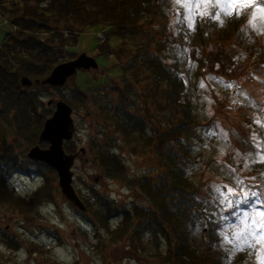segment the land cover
<instances>
[{
    "label": "rangeland",
    "instance_id": "374dc122",
    "mask_svg": "<svg viewBox=\"0 0 264 264\" xmlns=\"http://www.w3.org/2000/svg\"><path fill=\"white\" fill-rule=\"evenodd\" d=\"M185 2L144 0L133 24L115 32L87 27L81 33L77 28L72 37L81 35L71 50L74 55L64 54L63 63L86 54L99 68L77 71L64 88L28 89L44 118L52 115L57 101L73 111L75 130L65 145L75 153L84 150L74 160L71 183L85 210L60 193L53 171L46 174L47 181L37 173L9 175L6 186L27 208L0 202V264H174L172 229L150 195L169 180L156 153L158 138L179 125L184 132L173 144L194 199L192 205H182L185 218L191 214L189 250L210 264H264L260 244L237 250L221 235L233 239L237 228L231 225L238 214L252 212L253 205L264 211V17L258 12L264 0L233 6L231 15L219 7L209 9V16L197 10L193 28L188 27ZM218 11L223 24L212 18ZM10 21V15L0 13V45L8 39ZM63 32L64 43L74 44ZM39 37L58 48L52 33ZM169 71L181 86H173ZM19 124L12 115L0 118V135L13 153L25 155L41 131L34 139L18 130ZM121 125L134 133L122 137ZM238 180L243 184L238 186ZM224 186L249 192V203L224 211L216 191L226 192ZM167 200L170 207L176 199L169 195ZM99 201L111 206L109 215ZM172 210L180 214L176 207Z\"/></svg>",
    "mask_w": 264,
    "mask_h": 264
},
{
    "label": "trees",
    "instance_id": "16d2710c",
    "mask_svg": "<svg viewBox=\"0 0 264 264\" xmlns=\"http://www.w3.org/2000/svg\"><path fill=\"white\" fill-rule=\"evenodd\" d=\"M35 1L38 4L46 2L47 6L31 5L22 0H0V13L11 16V25H9L12 28L5 36L8 39L0 45V118L12 115L15 120H20L18 130L25 129L26 133L34 139L41 131L46 117L44 118L36 109L38 98L35 93L19 87L21 77H27L31 81L43 80L55 66L63 63L64 54L74 55L71 50L78 44L77 40L81 35L72 37L77 28H81V33L87 27L99 30L109 29L115 32L131 26L135 20L134 14L141 11L144 0ZM63 31L69 33V39H73L74 44L64 43L66 38ZM43 32L52 33L58 39L57 49L51 48L52 43L39 37ZM106 44L108 47V42ZM158 71L160 75L165 76L166 71H162V68ZM168 74L173 86H177V82L181 86L174 71L173 73L169 71ZM77 90L78 95L81 96L82 91ZM117 130L124 138H129L135 131L125 125L117 126ZM182 131L183 128L179 125L174 127V130L164 132L163 136L158 138L156 153L168 169L169 180L168 183L162 182L163 184L157 187L156 195H150V197L154 196L152 198L154 207L160 211L162 220L172 229L175 240L174 264H210L205 257L189 250L188 242H186V224L191 214L185 218L182 205H192L194 199L184 177L185 169L181 166V161L175 152L177 145L173 144L176 140H181L180 136L184 132ZM63 149L67 154L75 153L69 145H64ZM33 173L41 174L47 181L46 174L52 173V170L43 163L30 162L26 154L13 153L1 134L0 202L20 211L27 208L18 200H14L12 192L6 186V179L11 174L26 176ZM43 188L40 192H43ZM169 195L176 199L175 202L170 203L172 205L170 207L167 205ZM99 202L101 208L109 215L111 206L105 201ZM174 207L180 212L178 216L172 210ZM126 221L127 219L123 223L126 224Z\"/></svg>",
    "mask_w": 264,
    "mask_h": 264
},
{
    "label": "water",
    "instance_id": "95a60500",
    "mask_svg": "<svg viewBox=\"0 0 264 264\" xmlns=\"http://www.w3.org/2000/svg\"><path fill=\"white\" fill-rule=\"evenodd\" d=\"M99 68L96 61L87 56L80 54L74 60L66 61L58 64L53 68L48 77L43 80H29L22 76L19 81V87L29 89L34 87L47 88H64L68 81L75 78L77 71L86 72L90 70L96 71ZM49 101L47 105H51ZM54 112L49 118H46L42 125L41 132L38 135L37 143L31 147L26 154L30 162H40L49 166V168L56 173L57 183L60 193L65 199L73 204L80 211H84L85 207L80 202L77 194L72 188V172L71 168L74 160L78 157L79 152L75 154H66L63 145L71 141L74 133L73 119L71 118L72 109L62 101H57L54 104ZM47 143L46 149H41L40 144Z\"/></svg>",
    "mask_w": 264,
    "mask_h": 264
},
{
    "label": "snow or ice",
    "instance_id": "6c2138e0",
    "mask_svg": "<svg viewBox=\"0 0 264 264\" xmlns=\"http://www.w3.org/2000/svg\"><path fill=\"white\" fill-rule=\"evenodd\" d=\"M179 3L180 0H177ZM256 3V0H196V3L193 4L191 0H186L184 3V7L188 9V16L186 19L188 20V27H194V17L197 14V10H199V15L201 16H209L211 13L209 9L219 7L220 10L224 13V15H231V9L233 6H239V8H245L252 6ZM258 12L264 17V7L258 6ZM213 19H217L223 24V20L220 19V12H216L215 15L212 16ZM256 19V16L253 15L252 20L249 21L252 24V21ZM255 27V24L252 25ZM227 87H231V85H226ZM200 87H205L204 83L200 84ZM209 136L216 135L215 132H209ZM223 136L226 138L227 133H223ZM260 160L264 161V155L260 156ZM235 171V169H232ZM243 181L238 180L237 185H242ZM227 191L221 192L219 187L216 188V191L220 193L221 200L220 203L224 205V211L229 209H233L234 207H239L240 204L249 203V192L245 191L243 188H236L224 186ZM251 196H257V193H251ZM233 197H240V199H233ZM233 215H237L234 213ZM231 227L237 228V231L233 233V239H229V237L221 232V235L224 236L225 242L229 244H234L237 250H243L244 246L255 248L257 244H260L261 247H264V211L256 210L253 205V211H243L238 214L237 223L231 225ZM259 232V235H257ZM254 241V242H253Z\"/></svg>",
    "mask_w": 264,
    "mask_h": 264
},
{
    "label": "flooded vegetation",
    "instance_id": "af4514ba",
    "mask_svg": "<svg viewBox=\"0 0 264 264\" xmlns=\"http://www.w3.org/2000/svg\"><path fill=\"white\" fill-rule=\"evenodd\" d=\"M91 72V71H90Z\"/></svg>",
    "mask_w": 264,
    "mask_h": 264
}]
</instances>
